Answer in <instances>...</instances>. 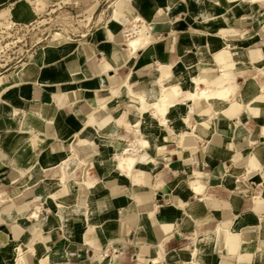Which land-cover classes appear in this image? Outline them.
<instances>
[{"label": "crops", "instance_id": "obj_1", "mask_svg": "<svg viewBox=\"0 0 264 264\" xmlns=\"http://www.w3.org/2000/svg\"><path fill=\"white\" fill-rule=\"evenodd\" d=\"M14 1L0 14L30 24ZM69 2L91 12L83 34L0 66V264H264V0H115L105 17L99 0ZM138 18L150 44L132 56ZM227 63L235 91L220 104L163 116L130 91L154 101L163 73L188 88L192 66L217 79ZM131 144L129 175L117 158Z\"/></svg>", "mask_w": 264, "mask_h": 264}, {"label": "rangeland", "instance_id": "obj_2", "mask_svg": "<svg viewBox=\"0 0 264 264\" xmlns=\"http://www.w3.org/2000/svg\"><path fill=\"white\" fill-rule=\"evenodd\" d=\"M114 1L115 0H99L98 13L104 12V17L109 13L111 14L112 8H108V6H110ZM18 2L23 3L24 5H28L32 8L33 12L31 19H33L32 21H30V24L19 23L20 20L23 21L26 17V15L21 12L18 13L15 17L18 21H16L14 18H10L9 10L8 18L5 13L0 14V20L5 21L8 19L9 25L7 30L0 33V66L7 62L8 68L12 67L13 71H15L17 67L20 68L22 64L29 62L31 59H34L39 51H41L42 55H46V52L43 51V49L46 48L47 45L54 43H63L83 34L82 29H84L85 27L79 28V26H84L90 19L89 13L91 12L85 13V11L82 10H80L78 13L73 12L69 8L71 6L69 0H58L55 2L54 0L14 1V3ZM53 3H56V5L53 6ZM113 16L114 18L118 16L120 17L117 8ZM15 23L17 25L13 26ZM138 24L146 26L140 21L137 22V25ZM130 27L132 26H128L127 29L129 30ZM3 39L6 41L8 40V46L3 45V43L1 42V40ZM46 64L47 68L45 70V73H47L51 67V64L47 60ZM16 73L18 75L20 73V69H18ZM172 83L177 85L180 84L178 80L175 82H171V84ZM171 84H169V87L171 86ZM163 85L164 84L160 82L161 89ZM71 165L74 166V164L72 163ZM77 167L78 165H76V168L70 167V169L68 170L70 171V176L77 177L79 175ZM75 180L79 182L80 178ZM1 217L2 215L0 214V219Z\"/></svg>", "mask_w": 264, "mask_h": 264}, {"label": "bare ground", "instance_id": "obj_3", "mask_svg": "<svg viewBox=\"0 0 264 264\" xmlns=\"http://www.w3.org/2000/svg\"><path fill=\"white\" fill-rule=\"evenodd\" d=\"M252 1L256 2L258 0H252ZM259 1H262V0H259ZM139 21L142 22V19L141 18L136 19L133 23V26L131 25L132 27H130V29L127 31L128 47H129V50L132 56H136V54L138 53L140 49L145 48L150 44L149 29L144 25H139V24L137 25V22ZM5 30H2L1 33L4 32ZM263 31H264V24H263ZM44 50H46V48H44L43 51ZM225 53L226 51H224L223 55L228 54V53L226 54ZM230 64L227 63L222 67L221 75L217 79L214 77V73H212L211 70H207L201 67L197 68V66H192L188 88L180 84L179 85L173 84L171 89L167 90L166 82L170 80H171L170 82H173V81L175 82L177 80L173 77L172 74L163 73V76L161 78V81L164 84L162 87V95H160V97H158V99H156L153 102H150L146 95H137L135 94V92H133V90H130V91L133 97L135 96L140 101L143 111H146L149 107H154L156 109L155 113L157 114L158 112H160L163 116H165L166 113L169 111V108L174 107L178 101L206 100L211 103L216 102L220 104L222 102H226L235 91L234 83H233L232 77L230 76L231 74L230 70L232 69V66ZM15 75L17 76V73H15ZM202 85H205V86L201 87ZM48 120L51 122H55V120H52V119H48ZM210 143L212 144L213 141H211ZM34 144L36 145V141H34ZM141 146L147 147L149 146V143L147 141H142ZM131 147H132L131 149L127 148L117 158L119 162L118 168L122 172L127 173L129 175H132L133 169L135 167V164H136L135 154L137 152L135 144H131ZM251 159H252L251 161L252 163L250 162V165L254 167L256 164L255 155L252 156ZM66 163L68 166H70L71 163L74 165L83 164L79 160L78 156H76V158H73V159L69 156V158H67L66 160ZM196 191L201 192V187H197ZM19 252H20L19 254L20 256L18 255L20 257L19 261L23 263V259H22L23 249L21 247L19 248ZM198 260H199V255L196 252L194 253V261H198Z\"/></svg>", "mask_w": 264, "mask_h": 264}, {"label": "built area", "instance_id": "obj_4", "mask_svg": "<svg viewBox=\"0 0 264 264\" xmlns=\"http://www.w3.org/2000/svg\"><path fill=\"white\" fill-rule=\"evenodd\" d=\"M110 14V13H109ZM17 24L15 23L13 26H16ZM5 41V40H4ZM8 44V42H7ZM5 44V45H7ZM1 50V49H0ZM119 250L117 247H111V248H107L105 249L104 251H102L99 256L101 259H105L107 257H109V255H112V254H118Z\"/></svg>", "mask_w": 264, "mask_h": 264}]
</instances>
